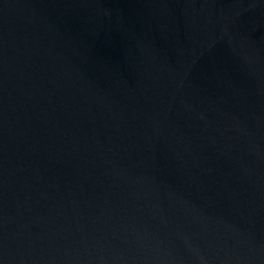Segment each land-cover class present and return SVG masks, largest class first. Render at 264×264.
<instances>
[{
    "label": "water",
    "instance_id": "1",
    "mask_svg": "<svg viewBox=\"0 0 264 264\" xmlns=\"http://www.w3.org/2000/svg\"><path fill=\"white\" fill-rule=\"evenodd\" d=\"M0 264H264V0H0Z\"/></svg>",
    "mask_w": 264,
    "mask_h": 264
}]
</instances>
